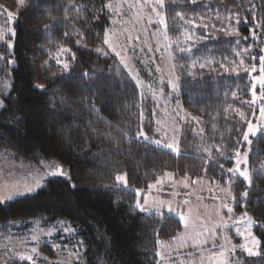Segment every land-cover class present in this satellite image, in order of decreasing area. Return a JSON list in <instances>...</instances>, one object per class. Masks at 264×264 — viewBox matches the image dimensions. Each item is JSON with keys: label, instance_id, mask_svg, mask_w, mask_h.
Segmentation results:
<instances>
[{"label": "trees", "instance_id": "obj_1", "mask_svg": "<svg viewBox=\"0 0 264 264\" xmlns=\"http://www.w3.org/2000/svg\"><path fill=\"white\" fill-rule=\"evenodd\" d=\"M4 1L17 6L16 0ZM113 1L24 0L11 42L1 45L0 82L9 78L10 89L0 108V149L36 165L58 162L69 177H50L37 193L0 204V234L11 223L43 220L57 235L77 234L80 246L57 242L63 254H81L76 264H158L160 243L174 238L182 224L166 212H142L136 190L148 189L168 172L224 186L245 129L241 116L231 115L235 107L249 109L253 80L209 69L191 76L180 68L182 98L208 130L218 126L217 132L208 131L216 146L204 155L196 148L175 154L144 139L141 132L155 135L153 104L118 58L103 52ZM164 10L174 36L180 34L181 16L235 11L243 19L239 36L247 42L258 22L264 43V0H164ZM208 47L197 48L214 51ZM60 48L70 53L67 69L54 58ZM228 54L219 49L214 55L224 60ZM192 138L189 129L183 140ZM263 160L264 136L255 143L250 166ZM120 173L126 174L127 187L116 183ZM252 181L250 186L242 178L233 181L234 207L258 223L261 246L254 263L264 264V174L254 168Z\"/></svg>", "mask_w": 264, "mask_h": 264}, {"label": "rangeland", "instance_id": "obj_2", "mask_svg": "<svg viewBox=\"0 0 264 264\" xmlns=\"http://www.w3.org/2000/svg\"><path fill=\"white\" fill-rule=\"evenodd\" d=\"M16 2L17 6L12 7L0 0V63L5 53L1 45L11 42L14 23L22 8L18 0ZM109 5L111 28L107 31L105 39L108 43L104 42L103 52L118 58L140 87L144 99L153 104L155 135L142 137L154 144L160 141L159 145L156 144L160 147L173 144L179 149L178 153L163 148L175 154L191 148L199 150L195 151L198 155L211 153L216 145L210 143L208 131L217 132L219 128L211 124L208 130V123L184 102L180 68L188 69L191 76L201 69L230 76L248 74L253 80L252 99L247 101L249 109L246 112L243 106L239 109L235 107L231 115L241 116L243 113L240 123L245 127L243 141L237 151L239 156L236 152L234 154L233 168L237 167L239 160V167L241 170L247 169L251 179L254 168L264 174V160L259 165L250 166L255 143L264 136V116L261 115L264 99L260 98L264 88L259 83L260 76L264 75L261 71L264 63L260 59L264 57V43L257 34L260 24L257 22L250 28L251 36L246 42L239 36L241 26L237 23L243 19L235 11L225 14L215 11L209 17L191 13L181 16L180 34L174 36L169 30L164 0L163 7L156 0H115ZM8 13L12 14L11 19ZM161 20L163 23H160ZM202 43H209L211 48L208 49L214 51H200L197 47ZM61 49L65 48H60L54 58L64 67L65 63L69 65L70 53ZM219 49L229 52L224 60V56L214 55ZM258 60L260 64H255ZM9 89V78L0 82V108L4 104L3 96L9 93ZM249 123L257 130L255 136L248 132ZM189 129L193 132L190 142L183 140ZM246 133L248 141L244 140ZM186 144L189 148H184ZM58 168L68 175V168L58 162L36 165L0 149V204L37 193L46 187L49 171H57ZM119 175H124L127 183L117 180L116 183L127 187L126 174ZM236 178L243 179L237 173H230L225 185L219 187L205 177H178L168 172L158 181L151 182L148 189L136 190L137 204L140 205L138 209L142 212H166L176 216L182 224L174 238L160 243L158 264H259L254 263L260 256L261 239L256 231L258 223L249 214L235 210L232 183ZM169 207L172 211L168 210ZM229 209L232 211L229 212ZM43 224V220H31L4 227L5 233L0 234V264H76L81 254H63L57 242L60 239L73 242L77 234L63 230L57 235V230L46 228ZM74 243L81 245L79 239ZM248 248L254 254L250 255L246 250ZM33 249L36 251L33 252ZM46 250H52L53 255ZM28 256L32 260L26 259Z\"/></svg>", "mask_w": 264, "mask_h": 264}, {"label": "snow or ice", "instance_id": "obj_3", "mask_svg": "<svg viewBox=\"0 0 264 264\" xmlns=\"http://www.w3.org/2000/svg\"><path fill=\"white\" fill-rule=\"evenodd\" d=\"M18 2H19V4H20L21 6H23V4H24V0H18ZM156 2H157V4H159L161 7H163V0H156ZM192 2L195 3V0H192ZM109 7H110V5H109ZM11 17H12V14H11V13H8V18L11 19ZM160 23H163V20H161ZM237 23H239V20L237 21ZM104 42H105V43H108V40L105 39ZM110 46H111V45H110ZM61 51H62V52H63V51H68V49H61ZM117 55H119V53H117ZM260 59H261V62L264 63V57H261ZM58 62H59V61H58ZM64 68H66V69L68 68V64H67V63L64 64ZM261 71L264 72V68H262ZM85 75H87V74H85ZM259 83H260V85L262 86V88H264V75H261V76H260V78H259ZM37 87H38V88H41V89L44 88L43 85H37ZM173 87H175V85H173ZM255 96H256V93H255V91H254V92H253V97L255 98ZM260 98H261V99H264V91H262V92L260 93ZM261 115L264 116V108L261 109ZM241 116H243V113H241ZM248 132L251 133L253 136L256 135L257 130L252 126L251 123H249V126H248ZM140 135H144V133L141 132ZM244 140H245V141H248V134H247V133L244 135ZM155 143L159 145V144H160V141H156ZM162 146L165 147V148H167V149H170V150H172V151H175V152H177V153L179 152V149H178L177 147H175V146H174L173 144H171V143L164 144V145H162ZM237 156H239V153H238V152H237ZM245 162H246V160H245ZM239 164H240V161L237 160V167H235V168H229V169H228V172H230V173H237L240 177H243V179H244L245 181H247L248 184H249V186H250V185L253 183V181H252L251 177L249 176V173H248L247 169L241 170V168L239 167ZM57 174H59V175H65V173L63 172V170H62V169H59V168L57 169L56 172H53V173H52V175H57ZM116 180H117V182H121V183H125V184L127 183V181H126V177H125L124 175H119V176H117V177H116ZM29 191H31V189H29ZM247 196H248V192L245 191V192L243 193V197H244V198H247ZM10 198H11V197H10ZM137 207H140V205L137 204ZM168 210H169V211H172L171 207H169ZM231 211H232V210L229 209V212H231ZM245 215H247V214L245 213ZM181 219H183V217H181ZM251 223H252V221H251V219L249 218V226H251ZM250 234H251V233H249V235H250ZM34 239H35V237H34ZM214 246H215V245H214ZM246 250L249 252L250 255H251V254H254V253H253V250H252L251 248H248V249H246ZM35 251H36V249H33V252H35ZM221 255H223V253H221ZM26 259H28V260H32V257H31V256H28V257H26Z\"/></svg>", "mask_w": 264, "mask_h": 264}, {"label": "water", "instance_id": "obj_4", "mask_svg": "<svg viewBox=\"0 0 264 264\" xmlns=\"http://www.w3.org/2000/svg\"><path fill=\"white\" fill-rule=\"evenodd\" d=\"M53 172H56V171H49L50 177H69L67 174H65V175H59V174L52 175Z\"/></svg>", "mask_w": 264, "mask_h": 264}]
</instances>
